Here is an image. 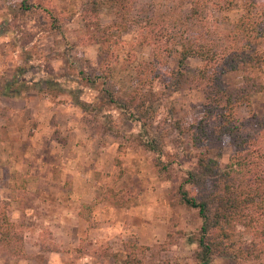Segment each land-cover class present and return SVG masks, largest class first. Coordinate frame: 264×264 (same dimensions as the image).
<instances>
[{
  "label": "rangeland",
  "instance_id": "1",
  "mask_svg": "<svg viewBox=\"0 0 264 264\" xmlns=\"http://www.w3.org/2000/svg\"><path fill=\"white\" fill-rule=\"evenodd\" d=\"M86 1L0 0V204L15 223L11 244L0 239V264H201L199 210L172 200L201 153L225 167L240 148L254 167L249 175L264 177V60L221 75L225 86L250 89V103L235 107L236 136L210 142L195 144L193 133L207 103L201 76L215 67L190 57L178 91L164 79L178 69L185 43L221 57L264 52V37L241 27L248 4L264 33V0H234L231 8L207 0L196 14L192 0H135L126 18L104 6L102 22L113 33L104 52L85 28ZM47 9L64 17L61 29ZM133 94L153 116L148 131L133 108L111 102ZM149 133L161 156L146 146ZM70 137L80 157L60 167L59 147ZM69 166L88 169L87 184L73 182ZM259 214L248 210L235 222L231 252L208 264H264Z\"/></svg>",
  "mask_w": 264,
  "mask_h": 264
},
{
  "label": "trees",
  "instance_id": "2",
  "mask_svg": "<svg viewBox=\"0 0 264 264\" xmlns=\"http://www.w3.org/2000/svg\"><path fill=\"white\" fill-rule=\"evenodd\" d=\"M28 0H25V2ZM135 0H87L83 10L82 16L87 31L97 34L96 41L102 46L103 51L107 46L113 42V33L111 25L104 26L102 22V9L107 6L116 10L121 18H126L131 13V8ZM193 13L198 12V7L207 0H192ZM24 2V1H23ZM218 4V3H217ZM220 4V3H219ZM234 0H227V8H231ZM51 14L52 24L55 28L61 29V22L64 17L47 9ZM245 14L241 19L242 30L248 35L252 32H257L259 36L264 37L262 30L255 26L250 13V5L247 4ZM53 15V16H52ZM149 22V21H148ZM149 24V23H148ZM149 25H145L147 28ZM121 29V28H120ZM149 42L152 41L153 36L150 31H147ZM109 43V44H108ZM108 51V50H107ZM243 56H236L238 54H225L221 57L217 53H211L205 45H196L192 43H185L180 50L178 60V69L171 70L167 78L164 79V86L170 91H178L181 86L179 76L183 77V68L186 61L190 57H199L208 65H213V76L209 75V71L203 72L201 84L205 81L206 91L205 96L207 103L204 107V115L195 125L198 131L197 135L193 133V141L195 144L199 142H210L212 139L220 140L224 135L236 136L237 130L234 124L235 107L237 104H242L244 101L249 105L250 89L246 86L231 87L225 86L221 75L225 72L243 69L249 70V66L253 65L254 61H263L264 52L252 48L251 53L247 49L243 51ZM222 58L219 62L218 58ZM90 82V78L86 77ZM47 84H54L49 78L45 79ZM204 80V81H203ZM95 84V81H92ZM142 97L133 94L129 99L124 101H117L115 98L111 102L119 104L127 110L132 109L135 112V118L141 124L144 131L153 128V116L147 117L144 114L145 101L139 102ZM75 103L83 108L89 110L90 102L81 99L78 95H74ZM92 102V101H91ZM97 103V101H95ZM102 104V101H101ZM217 118L215 124L210 123V118ZM208 120V121H207ZM208 124V125H207ZM207 125V127L205 126ZM146 146L155 151L159 156L164 154V147L160 144L155 135L149 133L148 139L145 140ZM208 146V143H206ZM240 148L235 152L233 160L225 167H222L219 161L208 155V152L201 153L198 157V163L195 168L188 171L184 181L180 184L173 203L179 202L192 208L199 210L202 218V225L200 235L196 239L199 246L198 259L201 264H208V262L217 254H229L228 248L231 245V236L233 235V224L240 220L248 210H260L261 215L264 216V177L250 176L253 174L254 167L249 161L247 154L240 152ZM160 160L156 165H160ZM255 165V164H254ZM163 168V167H162ZM246 172V173H245ZM239 175H242L239 177ZM187 185H193L198 189V193H191ZM207 186V187H206ZM206 189L203 191V188ZM245 225L253 224L254 221ZM256 222V221H255ZM15 228V223L9 218L4 206L0 204V234L1 240L8 244L14 240L11 236ZM17 239V238H15ZM228 250V251H227ZM74 264V263H68Z\"/></svg>",
  "mask_w": 264,
  "mask_h": 264
},
{
  "label": "crops",
  "instance_id": "3",
  "mask_svg": "<svg viewBox=\"0 0 264 264\" xmlns=\"http://www.w3.org/2000/svg\"><path fill=\"white\" fill-rule=\"evenodd\" d=\"M76 145H75V140H74L73 137L72 138L70 137L69 141H67L66 143L60 144L59 148H60V150L63 151V152H61L59 154V159H58L59 162H61L60 167H62L63 164H65L64 162L71 163L72 160H74L75 158L79 159V157H80L79 152L75 151V148L77 147ZM71 150H73L72 151L73 155L70 154V155H68V158H67L66 157V152H68V151L70 152ZM62 160H64V162ZM76 162H78V160H76ZM89 162H91V160ZM68 165H70V164H68ZM69 167H75L73 170L70 171L72 176H73L72 177L73 178V182L79 183V184H81V183L82 184H85V183L87 184L89 176H90V174L88 172V169H86L85 167H82V166H79V168H77L78 166H69ZM79 184H77V186Z\"/></svg>",
  "mask_w": 264,
  "mask_h": 264
}]
</instances>
